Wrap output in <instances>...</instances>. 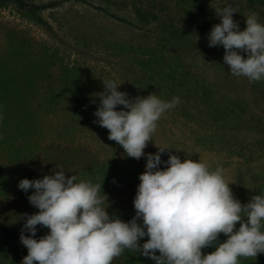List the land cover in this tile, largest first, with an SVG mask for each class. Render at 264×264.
Wrapping results in <instances>:
<instances>
[{
  "label": "clouds",
  "instance_id": "9594fccd",
  "mask_svg": "<svg viewBox=\"0 0 264 264\" xmlns=\"http://www.w3.org/2000/svg\"><path fill=\"white\" fill-rule=\"evenodd\" d=\"M214 11L220 23L212 25L208 47H223V63L233 76L264 81V24L257 14L244 17L246 27L240 30L232 5ZM102 85L95 94L99 103L93 123L107 129V139L127 157L145 159L132 200L135 214L127 222L109 214L102 185L66 177L62 167L42 178L20 179L17 188L33 190L26 199L37 209L21 217L19 242L27 255L20 264H111L125 249L153 264H239L240 257L264 253V190L242 204L220 166L211 169L200 161H182L163 147L144 152L157 121L179 97L163 100L149 93L132 98L118 91L121 84L114 80ZM165 152L167 159L162 160ZM37 225L47 233L37 237ZM220 234L226 237L223 242ZM144 237L147 240L139 243ZM209 247L213 250L202 254Z\"/></svg>",
  "mask_w": 264,
  "mask_h": 264
},
{
  "label": "trees",
  "instance_id": "16d2710c",
  "mask_svg": "<svg viewBox=\"0 0 264 264\" xmlns=\"http://www.w3.org/2000/svg\"><path fill=\"white\" fill-rule=\"evenodd\" d=\"M45 1L0 0V8L13 4L22 18L48 31L51 28L38 7ZM100 1L128 12L131 19L115 23L122 31L117 40L103 38L114 51L110 53L113 63L106 64L108 57L105 55L101 67H93L95 73L91 76L99 80L97 89H103L101 82L114 80L121 84L117 90L127 92L132 98L149 93L163 100L179 97L180 102L157 121L150 142L161 140L172 147L179 137V147L198 146L227 158H236L245 165L264 156V81L249 82L245 77L233 76L223 63V47H208L210 29L213 24L220 23L214 10L222 5L209 0ZM230 2L236 11L233 19L239 22L240 30L246 27L244 19L253 12L264 24V0ZM78 55L75 56L78 58ZM56 56V51L51 52L45 61ZM80 67L73 66L56 80L39 81L45 75L42 70L32 78L36 80L34 97L22 102L23 108L13 111L0 126V164L18 167L32 162L41 151V140H51L73 147L75 157L84 154L92 160L90 169L83 170L78 180L102 184L91 174L97 168L108 179L133 175V184L137 186L139 180L134 174L144 171L145 162L135 171L108 164L121 147L107 139V129L93 123L94 116L78 121L71 113L80 107V101L64 83L80 77L82 70L87 68ZM120 108L122 106H117L118 110ZM47 118L53 122L43 128ZM37 123L40 129L34 128ZM156 150L151 147L149 153ZM161 159L165 160L162 154ZM131 209L134 210L131 206L118 217L127 218ZM135 257L138 261L142 259L139 253H134L131 259Z\"/></svg>",
  "mask_w": 264,
  "mask_h": 264
},
{
  "label": "rangeland",
  "instance_id": "374dc122",
  "mask_svg": "<svg viewBox=\"0 0 264 264\" xmlns=\"http://www.w3.org/2000/svg\"><path fill=\"white\" fill-rule=\"evenodd\" d=\"M209 1H214L222 7L226 4L233 5L230 0ZM41 4V6L38 5L39 12L51 28L48 31L22 18L13 4L0 8V126H3V122L11 117L13 111L23 108L22 102L34 97L36 80L32 78L37 77L40 70L45 75L41 76L39 81L43 79L48 81L56 80L73 66L86 65L87 68L84 67L85 70H82L80 77L68 79L64 83L75 92L80 101V107L75 108L74 111L71 110V113H74L78 121L92 117L99 103L95 94L100 92L97 89L99 80L91 76L95 73L93 67H101V60L105 55L108 57L106 64L113 63L110 55L114 51L109 47L107 39L103 38L117 40L122 31L115 23L128 22L131 19L128 12L113 9L114 7L100 0H46ZM46 5L47 8H42ZM262 21L264 22V17ZM54 51L57 52V56L46 62L45 58ZM75 55H78V58ZM44 120L43 128L53 122L50 118ZM33 126L40 129L38 123ZM41 141V151L36 154L32 162L23 163L18 167L0 164V264H20L22 258L27 255V249L19 242L20 230L24 223L21 217L25 213L30 215L37 212V209L26 199L33 190L29 189L28 193H24L17 188L18 181L24 178L29 180L42 178L43 175H50L52 169L59 170L61 167L66 171V177L69 175L79 177L81 172L90 169L93 163L84 154L75 157L72 152L74 148L69 145H58V142L52 143L51 140ZM179 141L178 137L177 146L172 144V147L161 140H158V143L149 142L144 152L149 153L151 147H163L179 156L182 161L184 158L200 161L206 163L211 169L220 166L224 170V178L229 183L233 195L242 204L246 203L251 196L264 190V156L245 165L236 158H227L224 154L206 151L198 146L186 144L185 147H179ZM54 145H57L59 149ZM118 150L108 164L135 171L145 162L144 157L139 160L127 157L122 147ZM162 155L166 160L168 153L165 152ZM100 170L95 168L90 173L94 179L102 183L101 190L106 194L110 205L107 209L109 214L119 216L125 209L133 207L132 200L136 190L132 181L133 175L122 179H108ZM134 175L138 176L137 173ZM104 206L107 207V203ZM131 211L127 218L120 217V219L127 222L135 214V210L131 209ZM236 226H239L238 223ZM47 231V228H40L37 225L36 235L42 236ZM24 234L28 235L27 232ZM224 239L226 237L220 234L219 241L223 242ZM146 240L147 237H144L139 243ZM212 250L211 247L202 249V254ZM133 254L134 252L125 249L120 256L112 260L111 264H153V261L143 256L139 261L136 257L131 259ZM238 260L239 264H264V253H259L256 257H240Z\"/></svg>",
  "mask_w": 264,
  "mask_h": 264
}]
</instances>
